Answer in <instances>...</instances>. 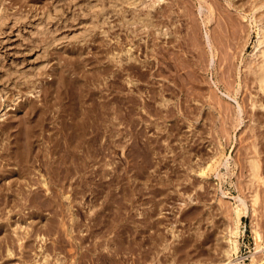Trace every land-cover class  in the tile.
Instances as JSON below:
<instances>
[{
  "label": "rangeland",
  "instance_id": "rangeland-1",
  "mask_svg": "<svg viewBox=\"0 0 264 264\" xmlns=\"http://www.w3.org/2000/svg\"><path fill=\"white\" fill-rule=\"evenodd\" d=\"M262 13L263 0H0V170L16 161L0 171V264H233L230 228L233 261L264 264V176L253 187L249 162L258 147L264 174L249 70ZM72 117L86 137L66 134Z\"/></svg>",
  "mask_w": 264,
  "mask_h": 264
},
{
  "label": "bare ground",
  "instance_id": "bare-ground-1",
  "mask_svg": "<svg viewBox=\"0 0 264 264\" xmlns=\"http://www.w3.org/2000/svg\"><path fill=\"white\" fill-rule=\"evenodd\" d=\"M263 1H264V0H263ZM155 2H156V1H155ZM260 2L262 3V1H260ZM252 3H253V2H252ZM258 3H259V2H258ZM258 3H257V5H258ZM154 4H155V3H154ZM154 4H153V5H154ZM214 4H215V3H214ZM253 4H254V3H253ZM213 6H214V5H213ZM213 6H211V7H213ZM216 7H217V6H216ZM256 7H257V6L255 5L254 8H256ZM172 8H173V7H172ZM200 8L202 9V6H200ZM217 8H218V7H217ZM254 8H253V9H254ZM261 8H262V7H261ZM211 9H212V8H211ZM259 9H260V8H259ZM255 10H256V9H255ZM251 11H252V10H251ZM259 11H260V10H259ZM259 11H258V12H259ZM262 11H263V10H262ZM209 12H211V11H209ZM212 13H213V11H212ZM212 13H211V14H212ZM258 14H259V13H258ZM252 15H253V13H252ZM168 16H169V15H168ZM168 16H167V17H168ZM170 16H171V15H170ZM172 16H173V15H172ZM172 16H171V17H172ZM255 16H256V15H255ZM173 17H174V16H173ZM210 17H211V16H210ZM210 17H208V18H210ZM253 17H254V15H253ZM260 17H261L260 20H261V22H262L263 24L261 25V28H259V29H260L259 32H257L258 29L256 30V32L259 33V34H258V38H257L256 46L254 47L255 50H256V48H257L256 53L254 52V54H256V55H255L256 57H255V59L252 60V62L249 61V63H250V64H249V70L252 72V74H254V78H253V79L258 80V83H259V85H260V88H262V89L264 90V13L260 14ZM174 18H175V17H174ZM256 19H257V17H256ZM258 19H259V18H258ZM208 20H209V19H208ZM164 21H166V20H164ZM164 21H163V22H164ZM254 21H255V20H254ZM254 21H253V22H254ZM256 21H258V20H256ZM256 21H255V22H256ZM163 22H162V23H163ZM173 22H174V21H173ZM164 23H165V22H164ZM256 23H257V22H256ZM258 23H260V22H258ZM157 24H158V26H161V25H159L160 22L157 23ZM165 24H166V23H165ZM163 25H164V24H163ZM166 25L168 26V24H166ZM166 25H164V26H166ZM167 26H166V27H167ZM239 26H240V25H239ZM168 27H169V26H168ZM174 27H175V25H174ZM242 27H244V26H242ZM258 27H259V26H257V28H258ZM161 28H163V27H161ZM166 29H167V28H166ZM169 29H171V28H169ZM174 29H175V28H174ZM160 30H161V29H160ZM172 30H173V29H172ZM172 30H168V31L170 32V31H172ZM168 31H167V32H168ZM176 31H177V30H176ZM232 31H233V30H232ZM237 31H238V30H237ZM235 32H236V30H235ZM238 32H239V31H238ZM238 32H237V33H238ZM173 33H174V32H173ZM237 33H236V34H237ZM239 34H240V33H239ZM248 34H249V33H248ZM243 35H244V34H243ZM209 36H210V35H209ZM209 36H208V38H210ZM237 36H238V35H237ZM249 36H250V35H249ZM245 37H246V36H245ZM183 38H184V37H183ZM240 38H241V37H240ZM175 39H176V38H175ZM238 39H239V38H238ZM177 40H178V39H177ZM214 40H215V39H214ZM246 40H247V39H246ZM181 42H182V41H181ZM218 42H219V41H218ZM247 42H248V41H247ZM189 43H190V42H189ZM244 43H245V41H244ZM180 45H181V44H180ZM212 45H213V44H212ZM212 45H211V46H212ZM127 46H128V45H127ZM181 46H182V45H181ZM242 46H243V45H242ZM112 47H113V46H112ZM123 47H124V46H123ZM154 47H155V46H154ZM176 47H178V46H176ZM243 48H244V47H243ZM109 49H110V48H109ZM123 49H124V48H123ZM153 49H154V48H153ZM127 50H130V49H127ZM157 50H158V49H157ZM161 50H162V49H161ZM123 51H124V50H123ZM159 51H160V49H159ZM159 51H158V52H159ZM188 51H189V50H188ZM115 52H116V51H115ZM115 52H114V54H115ZM153 52H154V51H153ZM156 52H157V51H156ZM160 52H161V51H160ZM184 52H185V51H184ZM214 52H215V51H214ZM162 53H163V52H161V55L164 54V53H163V54H162ZM120 54H121V53H120ZM129 54H130V53H129ZM152 54H153V53H152ZM179 54H180V53H179ZM117 55H118V54H117ZM121 55H122V54H121ZM155 55H156V54H155ZM213 55H214V54H213ZM114 56H115V55H114ZM118 56H119V55H118ZM122 56H123V55H122ZM132 56H133V55H132ZM136 56H137V55H136ZM151 56H152V55H151ZM164 56H165V54H164ZM183 56H184V55H183ZM123 57H124V56H123ZM114 58H115V57H114ZM121 58H122V57H121ZM125 58H126V57H125ZM135 58H136V57H135ZM161 58L164 59V57H162V56H161ZM161 58H160V59H161ZM212 58H213V57H212ZM123 59H124V58H123ZM123 59H121V60H123ZM126 59H127V58H126ZM163 59H162V60H163ZM112 60H113V59H112ZM116 60H117V59H116ZM119 60H120V59H119ZM140 60H141V59H140ZM183 60H184V59H183ZM188 60H189V59H188ZM140 62H141V61H140ZM172 62H173V61H172ZM192 62H193V61H192ZM196 62H197V61H196ZM194 63H195V62H194ZM252 63H253V64H252ZM116 64H118V63H116ZM143 64H144V63H143ZM167 64H169V63H167ZM123 65H125V64H123ZM145 65H146V63H145ZM182 65H183V64H182ZM120 66H121V65H120ZM120 66H119V67H120ZM169 66H171V64H170ZM124 67H125V66H124ZM129 67H130V66H129ZM131 67L133 68V66H131ZM151 67H152V66H151ZM161 67H162V65H161ZM161 67H160V68H161ZM164 67H165V66H164ZM173 67H174V65L172 66V68H173ZM195 67H196V66H195ZM99 68H100V67H99ZM99 68H98V69H99ZM108 68H109V67H108ZM160 68H158V69H160ZM162 68H163V67H162ZM168 68H169V67H168ZM172 68H170V70H171ZM181 68H182V67H181ZM188 68H189V67H188ZM101 69H102V68H101ZM106 69H107V68H106ZM185 69H186V68H185ZM192 69H193V68H192ZM165 70H166V69H165ZM165 70H164V71H165ZM172 70H173V69H172ZM130 71H131V70H130ZM164 71H162V72H164ZM166 71H167V70H166ZM176 71H177V70H176ZM104 72H105V71H104ZM99 73H100V72H99ZM117 73H118V72H117ZM133 73H134V72H133ZM138 73H139V71H138ZM152 73H153V72H152ZM155 73H156V72H155ZM174 73H175V72H174ZM159 74H161V73L159 72ZM252 74H251V75H252ZM164 75H165V74H164ZM174 75H175V74H174ZM177 75H178V74H177ZM171 76H172V75H171ZM247 76H248V74H247ZM168 77H169V76H168ZM174 77H175V76H174ZM248 77H250V74H249ZM245 78H246V77H245ZM83 79H84V78H83ZM126 79H127V78H126ZM225 79H226V78H225ZM128 80H129V79H128ZM247 80H248V78H247ZM88 81H89V80H88ZM224 81H225V80H224ZM251 81H252V80H251ZM245 82H246V81H245ZM65 83H66V82H65ZM229 83H230V82H229ZM229 83H228V84H229ZM231 83H234V82H231ZM238 83H239V82H238ZM254 83H255V82H254ZM256 83H257V82H256ZM256 83H255V84H256ZM239 84H240V83H239ZM182 85H183V84H182ZM231 85H232V84H231ZM231 85H230V86H231ZM256 85H257V84H256ZM228 86H229V85H228ZM73 87H74V86H73ZM232 87H233V86H232ZM165 88H166V87H165ZM183 88H184V87H183ZM166 89H167V88H166ZM257 89H258V88H257ZM238 90H239V89H238ZM160 92H161V91H160ZM230 92H231V91H230ZM237 92H238V91H237ZM256 92H257V90H256ZM258 92H259V90H258ZM260 93H261V92H260ZM262 94H263V93H262ZM76 95H77V94H76ZM83 95H84V94H83ZM123 95H124V94H123ZM163 95H164V94H163ZM263 95H264V94H263ZM164 96H165V95H164ZM235 96H236V95H235ZM69 97H70V96H69ZM76 97L78 98L79 96H76ZM115 97H116V96H115ZM132 97H133V96H132ZM257 97H258V96H257ZM71 98H72V96H71ZM74 98H75V97H74ZM124 98H125V97H124ZM217 98H218V97H217ZM251 98H252V97H251ZM263 98H264V97H263ZM104 99H105V98H104ZM109 99H110V98H109ZM120 99H121V98H120ZM120 99H119V100H120ZM106 100H107V99H106ZM218 100H219V99H218ZM220 100H221V99H220ZM242 100H243V99H242ZM250 100H252V99H250ZM261 100H262V99H261ZM263 100H264V99H263ZM74 101H75V100H74ZM103 101H104V100H103ZM127 101H128V100H127ZM216 101H217V100H216ZM257 101H258V100H257ZM72 102H73V101H72ZM93 102H94V100H93ZM105 102H106V101H105ZM112 102H113V101H112ZM118 102H119V101H118ZM218 102H219V101H218ZM260 102H261V101H260ZM77 103H78V102H77ZM223 103H224V102H222V104H223ZM241 103H242V102H241ZM70 104H71V103H70ZM70 104H69L68 108L71 107ZM73 104H74V102H73ZM73 104H71V105H73ZM75 104H76V103H75ZM91 104H92V103H91ZM96 104H97V103H96ZM106 104H108V103H106ZM120 104H121V103H120ZM146 104H148V102H147ZM219 104H220V103H219ZM256 104H257V102H255V100L253 99V103H252V105H256ZM45 105H46V104H45ZM48 105H49V104H48ZM60 105H61V104H60ZM63 105H64V104H63ZM88 105H89V104H88ZM148 105H149V104H148ZM238 105H239V110L242 111V110H243V109H242L243 106L241 107L240 104H238ZM238 105H237V106H238ZM241 105H242V104H241ZM246 105H247V104H246ZM261 105H262V104H261ZM32 106H33V105H32ZM93 106H94V105H93ZM111 106H112V105H111ZM114 106H115V105H114ZM222 106L224 107V105H222ZM226 106H227V105H226ZM226 106H225V107H226ZM244 106H245V105H244ZM250 106H251V105H250ZM73 107L75 108V106H73ZM83 107H84V106H83ZM91 107H92V106H91ZM96 107H97V106H96ZM119 107H120V106H119ZM227 107H228V106H227ZM227 107H226V108H227ZM256 107H257V106H256ZM29 108L31 109V107H29ZM45 108H46V107H45ZM61 108H64V107L61 106ZM65 108H66V107H65ZM229 108H230V107H229ZM233 108H234V106H233ZM250 108H252V107H250ZM70 109H71V111H73L72 108H70ZM70 109H69V110H70ZM92 109H94V108L92 107ZM108 109H109V108H108ZM168 109H169V108H168ZM224 109H225V108H224ZM245 109H246V107H245ZM28 110H29V109H28ZM28 110H26V111H28ZM32 110H34V109H32ZM63 110H64V109H63ZM69 110H68V111H69ZM76 110H78V109H76ZM80 110H81L80 112H82V109H80ZM84 110H85V109H84ZM89 110H91V109H89ZM184 110H185V109H184ZM184 110H183V111H184ZM218 110H220V109H218ZM252 110H253V109H252ZM256 110H257V109H256ZM65 111H66V109L64 110V112H65ZM68 111H67V112H68ZM74 111H75V110H74ZM87 111H88V110H87ZM87 111H85L84 113H86ZM94 111H95V110H94ZM222 111H223V110H222ZM233 111H234V110H233ZM29 112H31V110H30ZM59 112H60V111H59ZM67 112H66V113H67ZM76 112H77V115L81 116L79 111H76ZM76 112H75V113H76ZM126 112H127V111H126ZM231 112H232V111H231ZM242 112H243V111H242ZM25 113H27V112H25ZM32 113H33V111H32ZM32 113H31V114H32ZM41 113H42V111H41ZM70 113H71V112H70ZM75 113H73V114H75ZM84 113H83V115H84ZM87 113H90V114L92 113V114H93L94 112H91V111H90V112H87ZM96 113H97V112H96ZM233 113H234V112H233ZM240 113H241V112H240ZM247 113H248V112H247ZM27 114H28V113H27ZM44 114H45V112H44ZM71 114H72V113H71ZM106 114H107V113H106ZM35 115H36V114H35ZM77 115H75V116H77ZM96 115H97V114H96ZM223 115H224V114H223ZM230 115H232V114L230 113ZM256 115H257V114H256ZM28 116H29V114H28ZM30 116H31V115H30ZM60 116H61V114H60ZM89 116L92 117V115H89ZM104 116H105V115H104ZM258 116H259V115H258ZM260 116H261V115H260ZM25 117H26V115H25ZM68 117H69V116H68ZM81 117H82V116H81ZM81 117H80V118H81ZM85 117H86V116H85ZM87 117H88V114H87ZM93 117H94V116H93ZM229 117H230V116H229ZM19 118H21V117H19ZM26 118H27V117H26ZM28 118H29V117H28ZM32 118H34V117H32ZM35 118H36V117H35ZM41 118H43V115H41ZM102 118H103V117H102ZM224 118H225V117H224ZM231 118H232V117H231ZM231 118H230V119H231ZM239 118H240V117H239ZM263 118H264V117H263ZM55 119H56V118H55ZM78 119H79V118H77V117H72L73 123L71 124V123L68 122L70 126L68 125V123H66V125H68V128L71 127V128L73 129L72 131H71V129H70L71 132H69V133L66 132V134H70V133H71L70 135H72V136H73L74 134H75L76 136H77V135H79V136H81V135L84 136V135H85L84 137H86L87 132H86L85 129L88 128V127L86 126V128L84 129V128H83V126H84L83 124H85L84 122H87L88 120H87V118H86L87 121H83V124H82V123H80V122L78 121ZM82 119L85 120L84 118H82ZM92 119H93V118H92ZM230 119H229V120H230ZM254 119H255V118H254ZM21 120H22V118H21ZM26 120H27V119H26ZM32 120H33V119H32ZM58 120H59V119H58ZM64 120H65V118H64ZM10 121H11V120H10ZM27 121H29V119H28ZM38 121H39V120H38ZM77 121H78V122H77ZM89 121H90V119H89ZM224 121H225V120H224ZM11 122L14 123V121H11ZM15 122H16V121H15ZM18 122H19V121H18ZM34 122H35V120H34ZM34 122H33V123H34ZM91 122H92V121H91ZM239 122H240V120H239ZM254 122H255V121H254ZM28 123H29V122H28ZM36 123H37V121H36ZM87 123L89 124V122H87ZM98 123H100V122H97V124H98ZM14 124H15V123H14ZM14 124H12V125L14 126ZM18 124H19V123H18ZM26 124H27V123H26ZM29 124L31 125V123H29ZM34 124H35V123H34ZM38 124H39V123H38ZM234 124H235V123H234ZM4 125L9 126L10 124H9V125H8V124H4ZM4 125H3V126H4ZM40 125H41V124H40ZM66 125H65V126H66ZM79 125H80V126H79ZM86 125H87V124H86ZM91 125H93V124L91 123ZM3 126H2V128H3ZM20 126H21V124H20ZM20 126H19V127H20ZM28 126H29V125H28ZM60 126H61V125H60ZM62 126H63V125H62ZM249 126H250V125H249ZM14 127H16V125H15ZM17 127H18V125H17ZM31 127H33V126H31ZM34 127H37V126L34 125ZM89 127H90V126H89ZM0 128H1V127H0ZM7 128H8V127H7ZM7 128H6V129H7ZM10 128H11V125H10ZM21 128L23 129L22 126H21ZM263 128H264V127H263ZM18 129H19V128H18ZM18 129H17V130H18ZM64 129H65V128H64ZM91 129H92V128H91ZM259 129H260V128H259ZM2 130H3V129H2ZM15 130H16V128H15ZM33 130H34V129H33ZM35 130H36V129H35ZM65 130H66V129H65ZM96 130H97V128H96ZM98 130H99V129H98ZM225 130H227V128H226ZM253 130H254V128H253ZM257 130H258V129H257ZM263 130H264V129H263ZM6 131H8V129H7ZM6 131L4 130V132H6ZM13 131H14V130H13ZM24 131H28V129H27V130H24ZM67 131H68V129H67ZM73 131H74V132H73ZM77 131H78V132H77ZM94 131H95V130H94ZM255 131H256V129H255ZM258 131H259V130H258ZM19 132L22 133V131H19ZM19 132H16L17 135H18ZM256 132H257V131H256ZM259 132H260V131H259ZM10 133H11V132H10ZM10 133H9L8 135H10ZM25 133H26V132H25ZM28 133H29V132H28ZM32 133H33V132H32ZM97 133H98V132H97ZM13 134H15V132H13L12 135H13ZM30 134H31V132H30ZM30 134H29V135H30ZM33 134H34V133H33ZM36 134H37V132H36ZM255 134H256V133H255ZM258 134H259V133H258ZM262 134H263V133H262ZM262 134H260V135H262ZM15 135H16V134H15ZM17 135H16V136H17ZM26 135H27V134H26ZM29 135H28V136H29ZM31 135H32V134H31ZM34 135H35V134H34ZM40 135H41V134H40ZM70 135H69V136H70ZM75 135H74V136H75ZM252 135H253V134H252ZM18 136H19V135H18ZM18 136H17V137H18ZM21 136H22V135H21ZM24 136H25V135H24ZM32 136H33V135H32ZM32 136H31V137H32ZM69 136L67 135L66 137L69 138ZM76 136H75V137H76ZM82 136H81V137H82ZM29 137H30V136H29ZM29 137H28V138H29ZM36 137L38 138V136H36ZM75 137H74V138H75ZM261 137H262V136H261ZM261 137H259V138H261ZM19 138H20V137H19ZM19 138H17V139L19 140ZM21 138H22V137H21ZM28 138H27V139H28ZM71 138L74 139L73 137H71ZM90 138H91V137H90ZM90 138H89L88 141H90ZM2 139H3V138H2ZM29 139H33V137H32V138H29ZM29 139H28V141H29ZM64 139H65V138H64ZM69 139H70V138H69ZM18 140H17V142H18ZM23 140H25L24 137H23ZM70 140H71V139H70ZM70 140H68V141L66 140V142H67V143H66V144H67V145H66V146H67V149H68V151L70 150V151H72V152L75 153L74 149H76V148H74V146H75L77 143L72 147L71 145H72L74 142L72 143ZM14 141H15V140H14ZM25 141H27V140H25ZM30 141H31V140H30ZM77 141H78V139H77ZM86 141H87V140H86ZM86 141H85V142H86ZM92 141H93V140H92ZM92 141H91V142H92ZM253 141L255 142V140H253ZM259 141H260V140H259ZM2 142H3V141H2ZM22 142H23V141H22ZM80 142H82V141H80ZM20 143H21V142H20ZM20 143H19V144H20ZM27 143H28V142H25V144H27ZM29 143L31 144V146H33V145H32L33 141H32V143H31V142H29ZM71 143H72V144H71ZM86 143H87V142H86ZM89 143H90V142H89ZM89 143H88V145H89ZM256 143H257V142H256ZM4 144H8V143H4ZM11 144H12V143H11V141H10V144H9V145H11ZM17 144H18V143H17ZM17 144L15 143V145H17ZM19 144H18V145H19ZM1 145H3V144H1ZM9 145H8V146H9ZM12 145H13V144H12ZM18 145H17V146H18ZM23 145H24V142H23ZM23 145L20 144L19 146H23ZM61 145H63L62 142H61ZM78 145H79V144H78ZM80 145H81V144H80ZM80 145H79V146H80ZM88 145H87V146H88ZM249 145H250V144H249ZM4 146H5V145H4ZM17 146H15V147H17ZM252 146H253V145H252ZM5 147H6V146H5ZM5 147H4V148H5ZM11 147H13V146H11ZM15 147H14V148H15ZM49 147H50V146H49ZM58 147H59V146H57V148H58ZM64 147H65V146H64ZM75 147H77V146H75ZM90 147H91V145L88 147L89 150H90ZM245 147H246V146H245ZM250 147H251V146H250ZM250 147H249V148H250ZM259 147H260V146H259ZM263 147H264V146H263ZM6 148H7V147H6ZM20 148H22V147H20ZM20 148H19V149H20ZM25 148H26V147H25ZM29 148H30V147H29ZM65 148H66V147H65ZM252 148H253V147H252ZM257 148H258V147H257ZM257 148H256V149H253V150L250 148L253 152H254V150H256V152L253 153L252 156H250V159H249L250 165L252 166V172H253V177H252V179H251V182L253 183V187L255 186V184H257L256 182H258V181L260 182V180L263 179V178H262V175L264 176L263 173H262V174L260 173L261 171H260V168H259V164L262 165V163H260L261 161L259 162V159H258V157L256 156V155H257L256 153H257V151H258ZM7 149H8V148H7ZM17 149H18V148H16V150H17ZM19 149H18V150H19ZM26 149H27V148H26ZM26 149H23V150H26ZM31 149H32V148H31ZM31 149H30V150H31ZM45 149H46V148H45ZM52 149H53V148H52ZM54 149H56V147H55ZM62 149H63V148H62ZM62 149H61V150H62ZM85 149H87V148H85ZM259 149H260V148H259ZM3 150H4V149H3ZM11 150H13V152H14V149H11ZM18 150H17V151H18ZM20 150H22V149H20ZM20 150H19V151H20ZM28 150H29V149H28ZM30 150H29V152L31 153ZM64 150H66V149H64ZM76 150H77V149H76ZM5 151H6V150H5ZM5 151H4V152H5ZM7 151H8V150H7ZM56 151H57V150H56ZM62 151H63V150H62ZM81 151H82V150H81ZM13 152H12V153H13ZM24 152H25V151H24ZM29 152H28V153H29ZM44 152H45V151H44ZM72 152L70 153L71 155H73ZM86 152H87V151H86ZM249 152H250V151H249ZM249 152H248V153H249ZM6 153H7V152H6ZM10 153H11V151L7 153V154H9V156H8L9 159H10V157H12V156H10V155H14V154H10ZM14 153H16L15 155H19V154H18L19 152H18V153H17V152H14ZM64 153H65V152H64ZM4 154H5V153H4ZM42 154H43V153H42ZM62 154H63V153H62ZM70 154H69V155H70ZM75 154H76V153H75ZM250 154H251V153H250ZM250 154H249V155H250ZM255 154H256V155H255ZM20 155H22V154H20ZM23 155H24V158H25L26 152H25V154L23 153ZM67 155H68V154H67ZM71 155L68 156V157H71ZM77 155H78V154H77ZM0 156H1V154H0ZM33 156H34V155H33ZM63 156H65V155L63 154L62 157H63ZM73 156H74V155H73ZM73 156H72V158H73ZM79 156H80V155H79ZM81 156H82V155H81ZM90 156H91V155H90ZM1 157H2V156H1ZM4 157H6V156H4ZM16 157H17V156H16ZM16 157H15V160H16ZM20 157H21V156H20ZM27 157H28V155L26 156V159H27ZM30 157H31V156H30ZM36 157H37V156H36ZM62 157H61V161H60V162H62ZM2 158H3V157H2ZM13 158H14V157H12L11 161L13 160ZM28 158H29V157H28ZM31 158H32V157H31ZM65 158H66V156H65ZM82 158H83V157H82ZM259 158H260V157H259ZM7 159H8V158H7ZM22 159H23V157H22ZM260 159H261V158H260ZM262 159H264V157H263ZM20 160H21V158L19 159V162H20ZM24 160H25V159H24ZM29 160H30L31 162L33 161V160H31V159H29ZM51 160H52V159H51ZM63 160H64V159H63ZM74 160H75V159H74ZM0 161H1V160H0ZM5 161H6V160H4V162H5ZM7 161H8V160H7ZM9 161H10V160H9ZM17 161H18V160H17ZM66 161H67V160H66ZM213 161H214V158H213ZM13 162H14V161H13ZM15 162H16V161H15ZM15 162H14V163H15ZM26 162H27V161H26ZM54 162H55V160H54ZM57 162L59 163V161H57ZM63 162H64V161H63ZM69 162H71V161H69ZM76 162H77V161H76ZM262 162H263V161H262ZM7 163H8V162H7ZM14 163H12V164H14ZM17 163H18V162H17ZM20 163H21V164L24 163V165H25V161H24V162L21 161ZM20 163H19V164H20ZM33 163H34V162H32V164H33ZM55 163H56V162H55ZM84 163H85V162H84ZM4 164H5V163H4ZM4 164H3V165H4ZM12 164L10 163V165H12ZM21 164H20V166H21ZM29 164H30V163H29ZM52 164H54L53 161H52V163H51V166H52ZM214 164H215V162H214ZM3 165H2V166H3ZM10 165H8V166H10ZM15 165H16V164H15ZM54 165H55V164H54ZM68 165H69V164H68ZM84 165H85V164H84ZM242 165H243V164H242ZM0 166H1V165H0ZM8 166H7V168H9ZM17 166H18V165H17ZM27 166H28V165H27ZM27 166H23V169L25 170V168H26V170H27ZM30 166H32V165H30ZM263 166H264V165H263ZM24 167H25V168H24ZM58 167H59V166H58ZM80 167H81V166H80ZM207 167H208V166H207ZM261 167H262V166H261ZM5 168H6V167H5ZM5 168L3 167V168H1V169L4 170ZM7 168H6V169H7ZM11 168H12V167H11ZM11 168H10V169H11ZM13 168H15V167H13ZM18 168H19V167H18ZM21 168H22V166H21L19 169H21ZM28 168H29V167H28ZM60 168H61V167H60ZM249 168H250V167H249ZM10 169H9V170H10ZM15 169H16V168H15ZM19 169H17V170H19ZM29 169H30V168H29ZM81 169H82V168H81ZM263 169H264V168H263ZM3 170H0V171L3 173V172H4ZM26 170H25V171H26ZM11 171H12V170H11ZM25 171H24V172H25ZM86 171H87V170H86ZM259 171H260V172H259ZM6 172H9V171H6ZM17 172H18V171H17ZM78 172H79V171H78ZM200 172H201V174H205V173H206V168H205V167H204V168L201 167V168H200ZM2 173H1V174H2ZM19 173H20V171H19ZM21 173H22V169H21ZM25 173H27V172H25ZM65 173H66V172H65ZM68 173H70V172H68ZM3 174H6V173H3ZM89 174H90V173H89ZM9 175H10V174H9ZM17 175H18V174H17ZM22 175H23V174H22ZM54 175H55V174H54ZM4 176H5V175H4ZM18 176H20V175H18ZM11 177H14V176H11ZM15 177H16V176H15ZM20 177H21V176H20ZM22 177H23V176H22ZM58 177H59V176H58ZM1 178H2V177H1ZM4 178H5V177H4ZM24 178H25V177H24ZM9 179H10V176H9ZM22 179H23V178H22ZM22 179H21V180H22ZM246 179H247V178H246ZM10 180L13 181L14 179H10ZM10 180H9V182H10ZM7 181H8V179H6V183H7ZM12 181H11V182H12ZM42 181H43L44 184H47L45 178H43ZM13 182H14V181H13ZM17 182H18V181H17ZM19 182H20V181H19ZM259 182H258V183H259ZM262 182H264V179H263ZM249 183H250V182H249ZM0 184H1V183H0ZM61 184H62V183H61ZM259 184L261 185V182H260ZM259 184H257V185H259ZM2 185H5V183L2 184ZM70 185H71V184H70ZM248 186H249V185H248ZM7 187H9V186H7ZM7 187H6V189H8ZM47 187L49 188V185H48ZM261 187H262V186H261ZM261 187H260L259 190H261ZM3 188H4V187H3ZM12 188H13V187H11V189H12ZM257 188H258V187H257ZM263 188H264V187H263ZM1 189H2V188H1ZM9 189H10V188H9ZM0 191H2V190H0ZM10 191H11V190H10ZM252 191H253V193L251 194V197H252V206H254L255 204H256V206H259V201H260V198H259L260 196H259V193H258L259 191H257V189H254V190H252ZM1 193H2V192H1ZM1 193H0V194H1ZM3 193H4V191H3ZM3 193H2V194H3ZM260 193H261V192H260ZM263 193H264V192H263ZM2 194H1V195H2ZM4 194H5V193H4ZM6 195H7V192H6ZM32 198H33V196H32ZM220 198H221V197H220ZM28 199H29V198H28ZM30 199H31V198H30ZM30 199H29V200H30ZM33 199H35V198H33ZM36 200H37V199H36ZM31 201L33 202L34 200L31 199ZM37 201H38V200H37ZM261 201H262V203H263L264 198H263V200H261ZM225 202H226V200H225ZM37 203H40V202H37ZM242 203H243V204H242ZM242 203H241V204H238V205L236 206V208H235L238 221H239V219H241V213H244V212H245V208L243 207V206H244V201H243ZM257 203H258V204H257ZM263 205H264V203H263ZM256 206H254V210H256V208H257ZM8 207H9V205H8ZM4 208H5V207H4ZM225 208H226V207H225ZM230 208H231V207H230ZM8 209H9V208H8ZM227 209H228V208H227ZM7 211H8V210H7ZM190 211H191V209H190ZM228 211H229V210H228ZM261 212H262V209H261ZM189 213H190V212H189ZM213 213H214V212H213ZM225 213H226V212L224 211V214H225ZM254 213H256V212H254ZM6 214H8V213H6ZM204 215H205V214H204ZM254 215H255V214H254ZM257 215H258V214H257ZM261 215H262V214H261ZM9 216H10V215H9ZM186 216H187V215H186ZM209 216H210V215H209ZM211 216H212V215H211ZM255 216H256V215H255ZM189 217H190V216H189ZM193 218H194V217H193ZM193 218H192V219H193ZM127 219H128V218H127ZM144 219H145V218H144ZM201 219H202V218H201ZM257 219H258V218H257ZM149 220H150V219H149ZM258 220H259V219H258ZM116 221H117V220H116ZM144 221H145V220H144ZM157 221H158V220H157ZM261 221H262V220H261ZM145 222H146V221H145ZM148 222H149V221H148ZM159 222H160V221H159ZM149 223H150V222H149ZM205 223H206V222H205ZM237 223H238V222H237ZM237 223H236V224H237ZM253 223H254V221H253ZM141 224H142V223H141ZM153 224H154V223H153ZM155 224H156V223H155ZM166 224H167V223H166ZM168 224H169V223H168ZM254 224H255V223H254ZM173 225H174V224H173ZM262 225H263V224H262ZM126 226H127V225H126ZM134 226H135V225H134ZM139 226H140V225H139ZM151 226H152V225H151ZM140 227H141V226H140ZM174 227H175V226H174ZM131 228H132V226H131ZM131 228H130V229H131ZM193 228H194V227H193ZM132 229H133V228H132ZM252 229H253V231H254V235H255V239H256V246H255V247H256V249H257V248L261 247L262 244H263V242H262V232H261V230H260L256 225H255L254 227H252ZM141 230H142V229H141ZM159 230H160V229H159ZM120 231H121V230H120ZM132 231H133V230H132ZM137 231H138V230H137ZM197 232H198V231H197ZM229 232H230V235H228L226 238L229 239L230 245H229V247H227V249L224 250L225 253H226V255H227V258H226V257H225V258L228 260V261H227L228 263H233V264H243V262H241V261H239V260H237V261H236V260L233 261V259H232L233 253H235V252L238 251L239 246H238V242H237V240H236V239H232V237H231V236L233 235V233L235 232L234 229L230 228V229H229ZM128 233H129V231H128ZM139 233H140V232H139ZM158 233H159V232H158ZM122 234H123V233H122ZM137 234H138V233H137ZM205 234H206V233H205ZM126 235H127V234H126ZM147 235H149V234H147ZM153 235H154V234H153ZM159 235H160V234H159ZM159 235H158V236H159ZM163 235H165V234H163ZM133 236H134V235H133ZM156 236H157V235H156ZM185 236H186V235H185ZM187 237H188V236H187ZM196 237H197V236H196ZM162 238H163V237H162ZM121 239H122V238H121ZM136 239H137V238H136ZM196 239H197V238H196ZM128 240H129V239H128ZM140 240H141V238H140ZM144 240H145V239H144ZM192 240H193V239H192ZM203 240H204V239H203ZM136 241H137V240H136ZM159 241H160V240H159ZM122 242H123V240H122ZM127 242H128V241H127ZM140 242H141V241H140ZM206 243H207V242H206ZM105 244H106V243H105ZM138 244H139V243H138ZM146 244H147V243H146ZM202 244H203V243H202ZM106 245H107V244H106ZM142 245H143V244H142ZM150 246H151V245H150ZM174 246H175V245H174ZM194 246H195V245H194ZM206 246H207V245H205V247H206ZM214 246H215V245H214ZM103 247H104V246H103ZM105 247H106V246H105ZM145 247H146V245H145ZM195 247H196V246H195ZM136 248H137V247H136ZM142 248H143V247H142ZM168 248H169V247H168ZM197 248H198V247H197ZM10 249H11V247H9V250H8L9 252H10ZM124 249H125V248H124ZM146 249H147V248H146ZM151 249H152V248H151ZM177 249H178V248H177ZM133 250H134V249H133ZM149 250H150V249H149ZM204 250H205V249H204ZM101 251H102V250H101ZM191 251L193 252V250H191ZM147 252H148V251H147ZM147 252H146V253H147ZM204 252H205V251H204ZM8 254H9V253H8ZM111 254H112V253H111ZM103 255H104V254H103ZM103 255H102V256H103ZM144 255H145V254H144ZM168 255H169V254H168ZM195 255H196V254H195ZM252 255H253V254H252ZM109 256H110V255H109ZM116 256H117V255H116ZM155 256H156V255H155ZM99 257H100V255H99ZM112 257H113V256H112ZM168 257H169V256H168ZM197 257H198V256H197ZM256 257H257V256H256ZM97 258H98V257H97ZM107 258H108V256H107ZM113 258H114V257H113ZM118 259H119V258H118ZM127 259H128V258H127ZM163 259H164V258H163ZM257 259H258V258H257ZM112 260H113V259H112ZM133 260H135V259H133ZM224 260H225V259H224ZM254 260H255V257L252 259V261H251L250 264H254ZM114 261H115V260H114ZM164 261H165V260H164ZM175 262H176V261H175ZM202 262H203V261H202ZM205 262H206V261H205ZM215 262H216V261H215ZM259 262H260V260H259ZM132 263H133V262H132ZM113 264H114V263H113ZM163 264H164V263H163ZM200 264H206V263H200ZM207 264H208V263H207ZM209 264H211V263H209ZM257 264H258V263H257ZM259 264H260V263H259Z\"/></svg>",
  "mask_w": 264,
  "mask_h": 264
}]
</instances>
